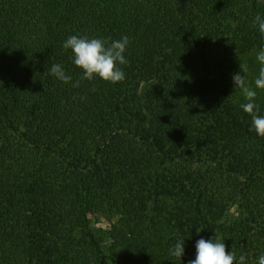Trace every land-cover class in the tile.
Listing matches in <instances>:
<instances>
[{
  "label": "trees",
  "instance_id": "16d2710c",
  "mask_svg": "<svg viewBox=\"0 0 264 264\" xmlns=\"http://www.w3.org/2000/svg\"><path fill=\"white\" fill-rule=\"evenodd\" d=\"M258 14L264 0H0V264H189L215 233L258 264L264 137L233 81L264 48ZM73 35L127 36L123 82L82 79ZM255 103L264 116V90Z\"/></svg>",
  "mask_w": 264,
  "mask_h": 264
},
{
  "label": "clouds",
  "instance_id": "9594fccd",
  "mask_svg": "<svg viewBox=\"0 0 264 264\" xmlns=\"http://www.w3.org/2000/svg\"><path fill=\"white\" fill-rule=\"evenodd\" d=\"M254 25L264 36V17L257 15L254 18ZM129 45V38L122 37L110 43L104 39L70 36L63 43L65 50H71L74 55V64L82 69V79L89 81L99 77L100 79L117 84L125 79V72L121 66L128 63L125 52ZM257 62L260 64L259 73L254 84L255 87L264 90V48L256 54ZM243 75L235 73L233 81L235 89H240L246 103L241 104L244 112L252 117V126L256 134L264 137V116L258 114V106L255 103L257 92L247 84V66L240 65ZM51 75L64 83H70L72 77L67 75L61 65L54 64L50 69ZM77 81L73 87H79ZM223 106V105H222ZM221 106V107H222ZM199 232V231H198ZM170 254L182 258L185 254L184 242H177ZM189 264H246V256L236 255L234 251L228 252L224 240L217 233L211 240L200 239L196 243V258L189 261ZM258 264H264V255L258 258Z\"/></svg>",
  "mask_w": 264,
  "mask_h": 264
},
{
  "label": "rangeland",
  "instance_id": "374dc122",
  "mask_svg": "<svg viewBox=\"0 0 264 264\" xmlns=\"http://www.w3.org/2000/svg\"><path fill=\"white\" fill-rule=\"evenodd\" d=\"M242 64L247 66L248 71H247L246 76L248 74L257 75L259 73L260 64L257 62L256 54L253 55L252 58L245 59ZM237 73H240L241 75H243V72L241 69H240V71H237ZM250 78H251V75H250ZM250 80L251 79H248L247 81L249 82ZM248 82H247V84H249ZM258 91H259V89H257V92ZM91 220L94 224V228H97V229H99L105 233H108L111 230V224L105 218H102L100 216H91Z\"/></svg>",
  "mask_w": 264,
  "mask_h": 264
}]
</instances>
